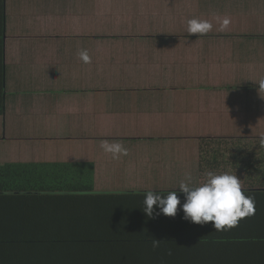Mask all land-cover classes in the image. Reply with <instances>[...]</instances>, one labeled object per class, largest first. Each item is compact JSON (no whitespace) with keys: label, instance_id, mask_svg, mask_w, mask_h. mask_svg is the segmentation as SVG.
I'll use <instances>...</instances> for the list:
<instances>
[{"label":"crops","instance_id":"obj_1","mask_svg":"<svg viewBox=\"0 0 264 264\" xmlns=\"http://www.w3.org/2000/svg\"><path fill=\"white\" fill-rule=\"evenodd\" d=\"M2 6L0 170L45 172L59 193L79 172L100 193L176 192L179 178L199 184L212 168L264 189V0ZM193 18L212 29L189 34ZM102 141L128 154L113 159ZM20 205L0 201V214Z\"/></svg>","mask_w":264,"mask_h":264},{"label":"trees","instance_id":"obj_2","mask_svg":"<svg viewBox=\"0 0 264 264\" xmlns=\"http://www.w3.org/2000/svg\"><path fill=\"white\" fill-rule=\"evenodd\" d=\"M83 173L70 192L59 193L47 188L45 172L21 164L0 170V201L21 204L19 211L0 214V264H264V189L243 190L255 199V215L217 233L211 223L183 218V194L175 218L156 215V208L149 219L141 210L144 192H96ZM152 236L165 242L153 249Z\"/></svg>","mask_w":264,"mask_h":264},{"label":"clouds","instance_id":"obj_3","mask_svg":"<svg viewBox=\"0 0 264 264\" xmlns=\"http://www.w3.org/2000/svg\"><path fill=\"white\" fill-rule=\"evenodd\" d=\"M228 23V20H224V27ZM211 29L212 25L207 21L198 18L188 21L189 34L200 35ZM81 57L85 62L89 59L86 52H82ZM258 85L259 91H264V80H260ZM259 144L264 147V137L260 138ZM101 146L106 153L112 155L113 159L128 154L127 149L119 142L102 141ZM205 177L206 179L202 183L197 184L192 175L186 174L179 184L180 193L170 191L167 194H162L154 190L145 191L144 207L141 210L149 219L155 218L156 208L160 210L159 213H155L156 215L163 214L175 218L178 206L181 205L179 196L183 194V218L201 226L211 223L215 229L214 232L217 233L230 231L238 227L243 219L255 215V199L244 194L241 180L236 175L208 171L205 173ZM163 242L165 241L153 237L151 241L153 249L159 248Z\"/></svg>","mask_w":264,"mask_h":264},{"label":"rangeland","instance_id":"obj_4","mask_svg":"<svg viewBox=\"0 0 264 264\" xmlns=\"http://www.w3.org/2000/svg\"><path fill=\"white\" fill-rule=\"evenodd\" d=\"M205 178H206V177H205ZM153 179H154V177H153ZM183 179H184V177H183ZM180 180H182V178H179V181H180ZM241 183H242V182H241Z\"/></svg>","mask_w":264,"mask_h":264}]
</instances>
